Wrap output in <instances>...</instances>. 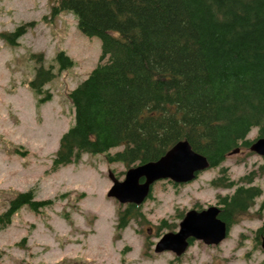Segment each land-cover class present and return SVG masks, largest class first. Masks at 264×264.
I'll list each match as a JSON object with an SVG mask.
<instances>
[{"label": "trees", "instance_id": "obj_1", "mask_svg": "<svg viewBox=\"0 0 264 264\" xmlns=\"http://www.w3.org/2000/svg\"><path fill=\"white\" fill-rule=\"evenodd\" d=\"M60 11L74 13L77 29L101 41V55L67 94L74 121L59 140L53 170L83 153L135 166L157 160L180 140L213 167L232 150L249 147L253 128L264 137V0L53 1L51 15ZM22 31L1 36L15 45ZM55 61L59 70L73 65L63 51ZM51 70L39 66L30 82L35 92L51 80ZM236 184L222 176L215 186ZM259 195V188L238 184L222 199L220 218L230 225ZM51 205L30 190L18 192L0 214V229L22 207L37 213ZM138 209L129 204L118 211L116 229ZM263 235L264 223L254 240Z\"/></svg>", "mask_w": 264, "mask_h": 264}, {"label": "rangeland", "instance_id": "obj_2", "mask_svg": "<svg viewBox=\"0 0 264 264\" xmlns=\"http://www.w3.org/2000/svg\"><path fill=\"white\" fill-rule=\"evenodd\" d=\"M53 1L0 0V214L18 192L30 190L36 199L52 201L37 213L22 207L0 229V264H264V251L254 240L264 223V171L257 172L264 161L248 147H239L218 169H207L187 184L155 182L139 215L121 230L116 229L117 213L125 205L107 197L108 171L122 180L133 166L109 160L107 154L83 153L52 169L59 140L74 121L67 94L101 55V41L77 29L74 13L51 15ZM20 26L15 45L1 36ZM58 51L73 65L59 70ZM39 66L54 75L37 93L30 82ZM257 132L253 128L247 139L255 140ZM119 149H111L110 156ZM222 168L221 176L244 186L239 179L253 172L250 184L260 195L233 218L218 245L197 240L179 257L155 253L154 244L164 233L178 231L186 211L215 205L218 195L233 192L210 184Z\"/></svg>", "mask_w": 264, "mask_h": 264}, {"label": "water", "instance_id": "obj_3", "mask_svg": "<svg viewBox=\"0 0 264 264\" xmlns=\"http://www.w3.org/2000/svg\"><path fill=\"white\" fill-rule=\"evenodd\" d=\"M249 150L264 156V137L253 140ZM209 167L206 157L192 150L187 140H180L157 160L128 168L122 180L108 171L112 184L106 195L119 204L138 206L148 197L156 181L168 179L174 183H188L195 179L198 172ZM218 212L216 206L186 211L179 222L178 231L164 233L154 244V252H171L179 257L188 248L189 239L201 241L205 245H218L228 233L227 224L217 217ZM260 246L264 251V235L260 239Z\"/></svg>", "mask_w": 264, "mask_h": 264}, {"label": "flooded vegetation", "instance_id": "obj_4", "mask_svg": "<svg viewBox=\"0 0 264 264\" xmlns=\"http://www.w3.org/2000/svg\"><path fill=\"white\" fill-rule=\"evenodd\" d=\"M260 158H262L263 159V161H264V157H260ZM220 166V164H218V165H215V166H213V167H209L208 168V170L209 169H218V167ZM261 165H259L258 166V168L260 167ZM226 171H225V168H222L221 170H220V175L216 178V179H213V180H211L210 181V184L212 185V186H215V184L217 183V180L219 179V178H221L222 176H221V173H225ZM251 173V172H250ZM199 175V173L197 174V176ZM197 178V177H196ZM162 181V180H161ZM163 181H167V182H169V183H171L172 184V186H176V187H179V186H181V185H184V184H187V183H174V182H172V181H170V180H163ZM245 182V187H251L252 186V184H250V183H253V182H247V181H244ZM237 185L238 184H236L235 186H233V187H231V188H229L230 190H235L236 189V187H237ZM239 185H242V184H239ZM215 187H222V186H215ZM226 188V187H225ZM227 194H225V195H223V196H217V200H216V203H215V205H209V206H216L217 208H218V210H219V212H218V215H217V217L219 218V219H221L220 218V212L222 211V208H223V204L221 203V201H222V199L226 196ZM127 205H129V204H127ZM127 205H125V206H127ZM208 207V206H207ZM192 209H195V208H192ZM202 209H205V208H202ZM202 209H195V210H198V211H200V210H202ZM184 216V215H183ZM222 220V219H221ZM222 221H224V220H222ZM225 222V221H224ZM226 223V222H225ZM227 224V223H226ZM228 225V224H227ZM228 227H230V225H228ZM190 240L191 239H189V246L190 245H192L193 243H194V241H197V240H192L191 241V244H190Z\"/></svg>", "mask_w": 264, "mask_h": 264}]
</instances>
